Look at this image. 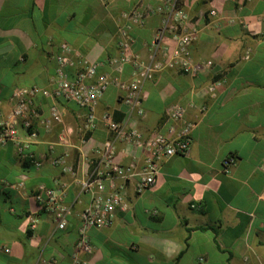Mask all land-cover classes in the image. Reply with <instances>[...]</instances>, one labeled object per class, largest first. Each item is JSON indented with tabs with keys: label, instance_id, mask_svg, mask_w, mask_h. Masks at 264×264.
Instances as JSON below:
<instances>
[{
	"label": "crops",
	"instance_id": "0c3cea01",
	"mask_svg": "<svg viewBox=\"0 0 264 264\" xmlns=\"http://www.w3.org/2000/svg\"><path fill=\"white\" fill-rule=\"evenodd\" d=\"M162 2L0 0V113L11 110L17 88L53 89L61 43L71 56L102 62L100 71L113 72L109 61L119 52L120 14L136 3L145 9ZM179 6L188 14V28L197 31L191 59L211 60L209 68L196 75L177 68L155 73L142 88L143 116L128 112L124 92L109 86L98 99L92 133L81 130L84 108L38 93V136L25 151L42 165L35 168L19 157L12 142L0 145V264H37L39 257L71 264L79 216L90 201L82 183L112 137L101 114L111 111L113 119L128 121L147 137L164 127L172 104L184 106L185 118L194 123L189 152L162 159L154 184L141 194L134 190L136 178L104 180L105 192L111 184H124L122 205L110 225L87 230L92 251L81 255L84 264H264V0H179ZM161 17L149 15L132 27L135 57L147 59ZM164 43L173 45L169 36ZM68 71L72 77L74 69ZM131 71L125 64L119 77L128 80ZM215 79L221 85L211 95L206 86ZM53 102L62 121L45 130L39 119L48 116ZM18 136L25 138L26 131L20 128ZM115 144L117 163H142L145 150ZM61 153H67L73 174L51 163ZM228 157L234 162L226 172ZM19 181L23 189L10 186ZM58 184L71 209L64 229L52 213L38 211L33 197L40 185ZM34 213L38 222L30 229Z\"/></svg>",
	"mask_w": 264,
	"mask_h": 264
},
{
	"label": "built area",
	"instance_id": "2783aa9c",
	"mask_svg": "<svg viewBox=\"0 0 264 264\" xmlns=\"http://www.w3.org/2000/svg\"><path fill=\"white\" fill-rule=\"evenodd\" d=\"M209 13L215 15V11ZM152 14L161 15V23L150 42L148 57L144 60L135 57L130 51L131 29L133 26L142 24L144 19ZM120 22L118 56L109 61L114 65V71L111 73L100 71L102 62L88 61L80 58L79 55L71 56L70 47L61 43V52L55 56L53 89H40L33 86L17 88L13 91V107L5 115L0 113V145L12 142L19 157L35 168H39L42 162L25 151L38 136L33 128V118L39 117L33 107L36 94L41 93L54 100L74 101L86 110L81 130L92 133L96 127L95 109L98 99L109 86H116L124 92L123 101L128 107V112L143 116L145 112L142 105V88L155 73L166 68H177L183 74L196 75L212 64L211 60H202L197 63L192 61L190 45L196 39L197 31L194 28H188L189 17L179 6V0H163L160 5L145 9L140 7V3H136L120 14ZM166 36L171 38L173 45L164 43ZM125 64L132 66L128 80H122L118 74ZM69 68L74 69L72 77L69 75ZM220 85V79L212 80L206 86V90L213 95ZM112 115L111 111H104L101 114V119L106 123L112 137L105 140L100 147L97 165L88 179L82 183V189L90 192V201L79 216L80 225L71 254V264H84L86 261L81 255L92 251V245L86 234L87 230L112 223L115 208L122 205L124 182L136 178L134 190L135 193L141 194L154 184L159 171V162L162 159L173 155H186L189 152L194 123L185 118V108L182 105H170L165 111L164 127L147 137L129 125L128 121H116ZM61 121L62 117L56 102L50 105L48 116L39 119L45 130L51 129L55 123ZM20 128L26 131L25 138L18 136ZM116 141L145 150L146 155L142 163L138 164L135 161L127 164L117 163L114 160ZM66 156L67 153L53 156L51 163L59 165L63 172L73 174L74 168L66 162ZM233 162V157L224 159L223 166L226 172ZM114 177L122 180L123 183L111 184L112 189L105 192L104 180ZM10 186L23 189L24 183L19 181ZM33 197L38 203V211L46 210L52 213L57 227L64 229L66 216L71 212L70 207L64 203V186L58 184L56 188H47L40 185L33 193ZM28 219L29 228H35L38 222L37 214L30 215ZM37 264H55V261L39 257Z\"/></svg>",
	"mask_w": 264,
	"mask_h": 264
}]
</instances>
